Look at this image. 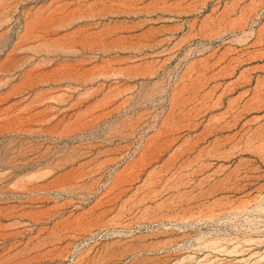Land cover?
Instances as JSON below:
<instances>
[{
    "label": "rangeland",
    "instance_id": "1",
    "mask_svg": "<svg viewBox=\"0 0 264 264\" xmlns=\"http://www.w3.org/2000/svg\"><path fill=\"white\" fill-rule=\"evenodd\" d=\"M0 264H264V0H0Z\"/></svg>",
    "mask_w": 264,
    "mask_h": 264
}]
</instances>
